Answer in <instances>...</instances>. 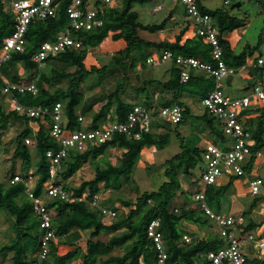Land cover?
I'll return each mask as SVG.
<instances>
[{"label":"trees","instance_id":"1","mask_svg":"<svg viewBox=\"0 0 264 264\" xmlns=\"http://www.w3.org/2000/svg\"><path fill=\"white\" fill-rule=\"evenodd\" d=\"M12 1L14 0H0V50L4 40L12 34L14 28ZM86 1H93L94 6L101 3V0ZM120 1L122 8L111 6L105 8V21L101 30L73 33L75 39L83 42L81 49L71 48L48 59V66L53 75L60 79H68L69 87L67 89L58 88L51 91L46 79H39V70L42 71L43 69L32 61V54L43 43L54 41L55 36L68 27L70 22L66 11L68 0H64L59 19L50 18L31 24L27 34L26 51L13 54L10 63L3 69L5 82L18 84L35 82L39 88L38 96L16 94L18 101L25 105L44 107L50 112L56 104L61 103L64 106L66 128L72 131L81 129V124L78 121L79 107H81L84 99L83 91H80L81 86L89 75L108 68L107 66L98 68L94 65L89 69L86 60L91 50L100 48L104 41L110 38L111 34H114L113 40L120 42L125 48L112 55V64L119 68H127L129 62L132 68H135L139 62L142 63L143 67H146L147 59L153 54V50L158 52L168 50L185 57L210 59L212 46L189 27L176 29L174 41L164 40L157 44L141 38L140 30L151 33L166 31L169 22L176 13L174 9L161 23L147 25L139 21V13L135 12L133 7L135 3L144 4L148 0ZM249 1L254 2L264 10V0ZM199 3L202 11L211 15L219 28L225 63L235 69L252 65L254 61L252 55L253 53L255 56L257 55L262 43L260 42L254 51L252 48H247L241 54L236 55L230 42L224 36L237 30L242 22L237 17L230 15L228 11L210 10L203 5L202 0ZM236 7L240 8L241 4L234 6V8ZM144 49L150 50V54L143 55ZM172 65V78L168 82L151 81L146 83V87L147 84L152 85L157 82L164 91H171L177 95L184 91L187 85L195 84L194 79L196 78L193 72L188 83H181L180 69L176 65ZM67 68H74L75 70L65 72L64 70ZM0 85H3L2 81H0ZM146 87H143L141 91L145 90ZM120 90L121 88L118 87L114 93L101 96L99 101L107 102L98 112L94 111L95 103H92L84 111L86 115L92 113V127H98L108 118L114 98L119 99L120 97ZM156 104L170 106L173 104V100L161 97ZM144 105L153 108L155 102L148 96ZM132 107L131 104L124 103L120 99L115 106V114L124 121ZM201 118H204L214 132L218 133L220 127L217 118L207 112ZM11 123L25 127L16 137V147L12 157L15 166L18 160L22 161L20 174L24 177L30 172L32 163V155L26 141L32 139L36 143L39 165L33 175L36 179L35 193L40 196L44 185L50 181V162L46 155L47 151L57 150L59 143L51 136L50 129L41 123L40 119H31L14 110L7 111L0 92V135ZM167 125V123L161 122L156 128L165 129ZM170 137L169 132L158 134L154 131L151 134L143 135L141 140H131L125 136H118L114 141L100 147H90L84 152L71 150L69 158L65 161V169L59 174V180L65 184L67 190L73 191L78 196L87 190L90 191L91 195L99 193L98 185L101 184L105 185L106 188L121 189L123 185L121 180L131 179L141 160L143 150L152 147L162 150L169 144ZM253 137L256 140V146L253 150H262L264 148L263 117L260 118L257 129L253 132ZM180 147L181 152L165 162L167 180L159 191L139 194L135 202L126 204L129 209L128 212L120 217L118 215L109 224L105 223L98 209L92 208L87 203L65 204L50 201L48 206L55 211L53 226L59 240L52 245L50 260L46 264H70L78 257L82 258L81 264H156L157 251L154 242L148 236V228L155 219H161L160 231L164 236L169 262L175 264H210L206 254L211 250L223 247L225 245L224 240L218 233L212 237H199L198 234L188 230L189 224L204 227L211 223L199 203L193 201L192 203L185 202L179 208L174 206L178 191L182 189L180 174L187 177L194 176L195 169L200 167L199 164L203 161V150L191 148L185 144L184 140ZM111 149L123 151L119 164L113 165L106 161L105 167H96L95 177L92 180L83 181L78 188L71 190L67 181L72 179L87 164L104 157ZM253 166L254 163L252 162L249 169ZM15 175L13 172L10 180ZM231 187L232 181H229L227 184L201 186L198 190H204L210 208L216 213H221L223 200ZM0 211H4L14 218L13 226L17 232V239L3 250L14 252L12 264H33L30 255L35 251L32 248L39 245L43 232L40 228V219L34 212L33 204L26 195L23 183L13 185L9 183L7 185L0 181ZM260 227L261 224H257L252 219H247L245 224L239 227V233L244 236L247 233H254ZM104 232L113 233L107 242L99 239ZM84 234H88L85 250L78 243ZM189 235L192 236L191 240L186 242L184 237ZM62 245L73 248V250L60 254L59 247ZM124 247H126L124 255H114L117 249ZM259 263L260 260L256 259L249 261L248 264Z\"/></svg>","mask_w":264,"mask_h":264},{"label":"built area","instance_id":"2","mask_svg":"<svg viewBox=\"0 0 264 264\" xmlns=\"http://www.w3.org/2000/svg\"><path fill=\"white\" fill-rule=\"evenodd\" d=\"M114 1L101 0L100 4L94 6L93 1L68 0L66 9L70 20L68 27L58 33L54 41L43 43L32 54V61L37 63L41 69H45L51 56H56L71 48L81 49L83 42L75 39L73 33L101 30L105 21V8L113 7ZM178 1L184 8V17L182 21L178 22V26H181L182 29L189 27L212 46L210 59L185 57L165 50L149 56L147 64L150 66H160L165 63L176 65L180 69L181 83L184 84L191 80V73L194 71L206 73L213 81V89L203 97L202 106L207 113L217 118L226 140L223 144L225 147L208 144L203 149L201 186L217 185L226 177L248 178L250 175L248 170L252 162L264 159L263 150H253L256 140L253 137V131L248 127L252 108L264 107V41L252 64L257 70L254 85L251 87L252 95L233 98L225 93L223 81L229 76L235 75L239 69L228 66L223 60L221 38L215 20L211 15L202 11L200 0ZM226 4L229 3L226 2ZM63 6L64 0L12 1L14 28L12 34L4 40L0 50V81L3 82V85H0V92L2 96L7 99L11 110L25 114L31 119H40L41 123L50 129L51 136L59 143L57 150L47 151L46 155L50 162V181L44 185L40 196L35 193L34 172L30 171L26 177L16 174L10 180L12 185L16 183L25 185L26 195L33 204L35 214L40 219L43 236L40 239L38 251L30 255L33 264H46L50 260L52 245L59 240L53 226L55 211L48 206L50 201L65 204L87 203L92 208L98 209L103 219L110 221L118 216L115 208L102 204L101 194L91 195L87 190L78 196L73 191L67 190L65 184L59 180V174L64 171L65 161L69 158L71 150L84 152L90 147H100L114 141L118 136L141 140L143 135L153 133L161 122L173 126L179 125L186 114V110L177 103L170 106L157 105L159 95H156L155 107L150 108L144 104L134 105L124 121L114 113L94 128L92 127V118L88 120L83 115H79L78 121L82 128L72 131L65 126L63 104H56L50 112L41 106L20 103L16 94L38 96L39 88L35 82L30 84L5 82L3 69L10 63L13 54L26 51L30 25L50 18L59 19ZM162 10L163 6L159 5L154 9V13ZM246 67L243 66L242 69ZM27 143L36 144L32 139L27 140ZM262 185L263 180L258 177L250 179V192L253 195H258ZM193 201L199 203L207 217L216 225L218 235L225 242L223 247L211 250L206 254L210 264H248L249 261L256 259L260 260L259 264H263L264 259L261 253L264 252V237L254 233H247L244 236L239 233V227L247 221L244 215L216 213L208 205L204 190L196 191ZM160 227L161 219H155L148 228V236L154 242L157 251L156 264H175L169 262V254ZM184 239L186 242L191 240L189 236H185ZM252 251L261 253L251 257Z\"/></svg>","mask_w":264,"mask_h":264},{"label":"rangeland","instance_id":"3","mask_svg":"<svg viewBox=\"0 0 264 264\" xmlns=\"http://www.w3.org/2000/svg\"><path fill=\"white\" fill-rule=\"evenodd\" d=\"M226 2L229 4H226ZM202 3L210 10L221 9L228 11L230 15L237 17L242 22V25L237 30H235L232 34H227L228 36L232 35L231 40L235 42L234 53L236 55L241 54L247 48H252L254 51V48L260 42L263 43L264 10L254 2L249 0H202ZM238 4H241V7L234 8V6ZM159 5L163 6V10L158 13H154V9ZM113 7L122 8V2L120 0H115ZM172 9H176L174 17L177 21L171 20L168 24L167 30L163 32L151 33L140 30L139 35L141 38L157 44L164 40L174 41L175 30L182 29L181 26H178V22L182 21V18L184 17V8L178 0H148L144 4L135 3L133 10L139 13V21L147 25L161 23L168 17L169 12ZM147 53L150 54V50L144 49L142 51L143 55ZM136 55L139 54L136 53ZM252 58L254 60L255 53H253ZM111 59V54L101 53L100 49L98 48L92 49L89 53V57L86 61L89 69H91V67L94 65L98 68L104 66H107L108 68L104 71L89 75L81 86L80 91H83L84 99L81 107H79L78 113L83 115L88 120L92 118V113L86 115L84 114V111H86L92 103H95L94 111L98 112L107 102L99 101L101 96H107L114 93L117 87L121 88L120 97L119 99L114 98L109 116H111V112L115 110V104H117L118 100L120 99L123 101H132L135 104H143L144 98L146 96H151L157 92L161 93L163 88L158 86L157 82H163L164 79L169 78L171 75V63H165L160 66H150L146 63V67H143L141 62H139L135 68H132L130 67L129 62L127 68H119L112 64ZM253 69L257 74V70L254 67ZM74 70V68H67L64 71L73 72ZM38 75L40 76V80H42V78L44 80L46 79V82L49 83L48 85L51 91H54L58 88L67 89L69 87L68 79H60L53 75L49 66H47L42 71L39 70ZM204 75L206 78H209L206 73H204ZM231 77L233 76H229L223 81V88L227 94H229L231 97L238 95H252V90L242 91V88L246 86V82L242 81L238 76H235L234 78L235 85L233 92L235 93L232 94V90L228 91L226 81ZM151 81L157 82L153 83L152 85L147 84L146 87V83H150ZM211 82L213 84V81ZM143 87H146V89L141 91ZM185 88V92L174 95L172 100L173 104L177 103L186 110V120L184 122L182 121L183 123L181 122L179 125L173 127L174 134H171V142H169V144L164 149L158 150V152H156V163L150 164L147 162L148 160L146 159H150L151 153H144V157H142L140 160V164H138L139 166H136L131 179L121 180V182H123L121 189L117 190L113 188H106L103 184L98 185L100 188L99 194H101L103 197L102 204L115 208L118 212V217L128 212L129 209L126 204H128V202H135L139 194L159 191V189L167 180L165 175V162L181 152L180 144L186 136V130L188 132L192 126H195L199 123H206L205 119L201 118L203 112H206V109L202 106V99L205 95L204 90L200 89L198 85H187ZM3 103L5 105V109L10 111V104L4 97ZM49 122H51L50 119ZM24 128V126L11 123L8 125L7 129L3 131V134L0 135V181L6 183L7 185L10 183V176L13 174V172L14 174L21 173L20 170L22 161L18 160L15 166L13 164L12 157L16 147V137L24 130ZM218 133L219 135H223V131L221 129L218 130ZM27 145L29 146V150L32 155L30 171L36 172V169L39 165V155L35 147L36 144L27 143ZM122 153L123 151L121 149H111L104 157H100L92 163L87 164L72 179L67 181L70 189L73 190L78 188L83 181L92 180L95 177L96 167H105L107 165L106 161L112 163L113 165L119 164ZM199 165L200 167L195 169L194 176L192 177H187L183 174H180L179 178L182 189L178 191V196L174 202V206L176 208L181 207L185 202H193L192 198L202 184L203 173L201 167L203 166V161H201ZM256 174L258 175V178L260 177L263 180V185L260 187V193L258 195H253L250 193L246 196V198H243V200L239 201V199H236L234 200V203L230 205L236 206V210H234V212L231 211L233 214L236 215V213L241 212V214H243L246 219H252L257 224H261V227L254 231V234L264 237V163L263 167H260ZM223 212L221 213L229 215V210L227 208H223ZM14 221V218L9 214L4 211H0V264H12L14 252L9 250L4 251L3 249L6 246L11 245L13 241L17 239V232L13 226ZM104 221L106 224L111 222L109 219H104ZM190 227L191 231L195 234H198L199 237H212L214 235L216 236L217 234V228L212 222L204 227ZM112 236L113 233L104 232L99 239L107 242ZM189 237L191 238L192 236L189 235ZM87 240L88 234H84L83 238L78 242L83 250L86 248ZM32 249L37 252L39 245ZM72 250L73 248H69L64 245L59 247L60 254H65ZM125 252L126 247L117 249L114 252V255L122 256L125 254ZM257 253L260 255L261 252L257 251L256 254ZM250 255L251 257L253 256L252 253ZM261 255L264 259V252L261 253ZM81 259V257H78L70 264H81Z\"/></svg>","mask_w":264,"mask_h":264},{"label":"crops","instance_id":"4","mask_svg":"<svg viewBox=\"0 0 264 264\" xmlns=\"http://www.w3.org/2000/svg\"><path fill=\"white\" fill-rule=\"evenodd\" d=\"M175 11H176V9H175ZM172 20L176 21L175 20V17H173ZM113 35L114 34H111L110 35V38H108L107 40H105L104 43H103V45L100 48H98V49H101L100 50L101 53H106V54L109 53L112 56L115 53H117L118 51H121V50H124L125 49L124 46L122 44H120V42L113 40ZM231 36L225 35L224 38L230 42V44L232 46V49L234 50L235 49V45H234L235 42L233 40H231L232 39ZM153 51H154L153 54L158 53V51H155V50H153ZM153 54H151V55H153ZM172 66L173 65H171V69H170L171 70L170 77L167 78V79H164L163 83L168 82L172 78ZM242 68L243 67L239 68V70L237 71V73L235 75H232L233 77L229 78L226 81V85L228 87V91L229 90H232V94L235 93V92H233L234 85H235V79H234L235 76H238L239 78H241L242 81H245L246 82V86L244 88H242V91L251 90L252 84H253L254 79H255V76H256V72L253 69V66L252 65L247 66L245 69H242ZM251 69H253V70H251ZM193 73H194V76L196 78V79H194V83H195L194 85H198V87L200 89L204 90L205 96H206L213 89L212 82H211L212 79L206 78L203 72L194 71ZM159 82H162V81H159ZM208 86H210V87H208ZM182 92H185V90L182 91ZM225 93L227 94L226 91H225ZM156 95H159V100H160L161 97H164V98H167L169 100H172V97L175 94H173L171 91H163V90L161 91V93L160 92H157V93H155V94H153V95L150 96V98L155 103H156V100H155L156 99ZM227 95H229V94H227ZM232 97L233 98H240V97H243V96H239L238 95V96H232ZM147 98H148V96H146L144 98L143 104L145 103V101L147 100ZM123 102L124 103H127V104H131L132 106L139 105V104H135L134 102L128 101V100L127 101H123ZM115 106H116V104H115ZM263 111H264V107L263 106L253 107L252 110L250 111V118L248 120V127L253 132L257 129V126L259 124L260 118H262V117L264 118ZM111 113L114 114L115 113V110L112 111ZM204 114L205 113L203 112V114L201 115V117L204 116ZM186 117H187V115L185 114V119L183 120V122L186 120ZM173 127H174L173 125H167V127L165 129L164 128L163 129H161V128H155V131L158 134L168 133V132L170 134H174L173 133ZM185 133H186V136L184 137V142H185L186 145L190 146L191 148H194V149L198 148V149L203 150L206 147V145H208V144H217V145H222L223 147H225V145H223L224 142H225V140H226L224 138V136L222 137V135H219L218 133L214 132V130L212 129V127L207 122L206 123H199V124H197L195 126H192V128L188 132L186 130ZM153 150H155V151H153ZM158 150L159 149H157L156 147L145 148L143 150V152H142V157H144V153L145 154L151 153L150 159H146V160H148L147 162H149L150 164L151 163L152 164L153 163H156L155 162L156 159H157L156 158V152H158ZM262 150L264 151V148ZM142 157H141V159H142ZM263 161H264V159H261V160H258V161H256L254 163V166L251 169L248 170L250 172V175L248 176V178L226 177V178L222 179V181L219 184H227L229 181H232V187L228 191L227 195L225 196V198L223 200V205H222V211L221 212H223V208H227L229 210V213H228L229 215H235L232 212H234V210H236L235 209L236 206H234V205L231 206L230 204L234 203V200H236V199H239V201L240 200H243V198H246V196L251 193L250 192L249 181H250V179L258 176L256 174V172H257V170L260 167L261 168L263 167V163H264ZM139 164H140V162H139ZM260 179H262V178H260ZM192 201H193V198H192ZM223 213H225V212H223ZM236 215H243V214H241V212H239V213H236ZM190 226H196V225H188V227H189L188 230L189 231H191V227ZM215 227H216V225H215ZM251 253L253 254V256L256 255V252H254V251H252Z\"/></svg>","mask_w":264,"mask_h":264},{"label":"water","instance_id":"5","mask_svg":"<svg viewBox=\"0 0 264 264\" xmlns=\"http://www.w3.org/2000/svg\"><path fill=\"white\" fill-rule=\"evenodd\" d=\"M252 85H254V82H253V84Z\"/></svg>","mask_w":264,"mask_h":264}]
</instances>
